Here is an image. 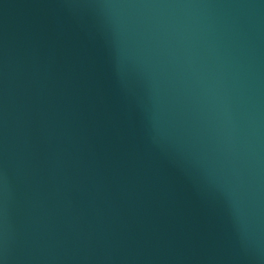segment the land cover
<instances>
[{"label":"water","instance_id":"obj_1","mask_svg":"<svg viewBox=\"0 0 264 264\" xmlns=\"http://www.w3.org/2000/svg\"><path fill=\"white\" fill-rule=\"evenodd\" d=\"M0 264H264V0H0Z\"/></svg>","mask_w":264,"mask_h":264}]
</instances>
